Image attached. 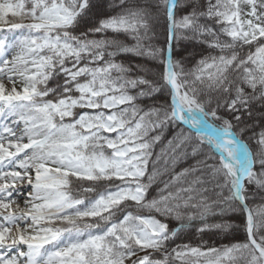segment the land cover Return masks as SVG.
Instances as JSON below:
<instances>
[{"label": "snow or ice", "instance_id": "snow-or-ice-1", "mask_svg": "<svg viewBox=\"0 0 264 264\" xmlns=\"http://www.w3.org/2000/svg\"><path fill=\"white\" fill-rule=\"evenodd\" d=\"M0 28V264H264V0H0ZM233 213L245 242L176 243Z\"/></svg>", "mask_w": 264, "mask_h": 264}, {"label": "trees", "instance_id": "trees-1", "mask_svg": "<svg viewBox=\"0 0 264 264\" xmlns=\"http://www.w3.org/2000/svg\"><path fill=\"white\" fill-rule=\"evenodd\" d=\"M9 38L10 35L7 31L2 32V34H0V39H9ZM165 42H166V32L163 27H158L156 29V35L154 39L151 41V43H154L157 47L160 46L165 47ZM146 43L148 42L146 41ZM173 47L176 58H180V57L188 58L189 62L186 66L189 68L193 67L195 65L196 60L200 59L199 53H201V51L203 50L201 45H196L194 44V42H187V41H181L178 48L175 45ZM194 53L196 54L195 59L192 58ZM143 62L145 63L146 67H149L154 63L151 60H147ZM77 111H81V110L78 109ZM171 139H173V134L171 131H167L165 132L161 141L156 143L154 146L153 159H155L156 154H161L160 167H164V158H165L164 153H170L171 151V148L168 145V141ZM106 151H110V150L106 149ZM193 162L194 161L191 158H189L187 163H193ZM187 163L178 164L175 168V171L179 172L183 167L187 166ZM151 170L152 168L150 164L149 172ZM168 178H170V175L168 173H165L163 176L160 177V180H164ZM157 187H163V184L158 182L156 185H154L153 188L150 190L149 198L156 195ZM87 195H95V194H87ZM203 195L211 197L212 192H207L204 193ZM249 206L252 208H256L258 206H264V199H261L259 196H257L255 200L249 201ZM143 215H150V213L144 212ZM152 215L155 214L152 213ZM254 219L256 220L257 223H264V221H262L259 216H254ZM207 222L211 224L226 222L230 224L232 227L226 232L219 230H209L203 233H197L196 228L201 226L202 222L194 221L192 227L185 229L182 233L179 234L176 243H190L192 246H198L201 243V241H204L206 242L205 244V249H206L209 246L220 247L222 245H230L232 243H237V242L242 243L247 240V234L242 226L245 222V215L243 213H233L225 216H209L207 218ZM167 223L169 225V228H176L179 226V222L173 219L168 220ZM260 233L264 234V227L260 228ZM172 246L174 247L175 245L173 244Z\"/></svg>", "mask_w": 264, "mask_h": 264}, {"label": "rangeland", "instance_id": "rangeland-1", "mask_svg": "<svg viewBox=\"0 0 264 264\" xmlns=\"http://www.w3.org/2000/svg\"><path fill=\"white\" fill-rule=\"evenodd\" d=\"M2 32H6V30H4L3 28H0V34H2ZM7 32L9 33L10 38H11V36L13 35L12 32H9V31H7ZM9 87H10V85H9ZM18 87H19V85H18Z\"/></svg>", "mask_w": 264, "mask_h": 264}, {"label": "water", "instance_id": "water-1", "mask_svg": "<svg viewBox=\"0 0 264 264\" xmlns=\"http://www.w3.org/2000/svg\"><path fill=\"white\" fill-rule=\"evenodd\" d=\"M165 47H166V42H165Z\"/></svg>", "mask_w": 264, "mask_h": 264}, {"label": "bare ground", "instance_id": "bare-ground-1", "mask_svg": "<svg viewBox=\"0 0 264 264\" xmlns=\"http://www.w3.org/2000/svg\"><path fill=\"white\" fill-rule=\"evenodd\" d=\"M21 203H22V200H21Z\"/></svg>", "mask_w": 264, "mask_h": 264}]
</instances>
